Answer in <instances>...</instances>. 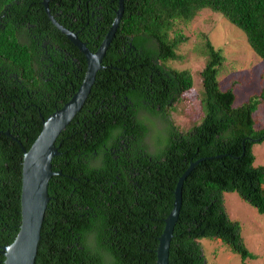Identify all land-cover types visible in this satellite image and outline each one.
Segmentation results:
<instances>
[{
	"label": "trees",
	"instance_id": "trees-1",
	"mask_svg": "<svg viewBox=\"0 0 264 264\" xmlns=\"http://www.w3.org/2000/svg\"><path fill=\"white\" fill-rule=\"evenodd\" d=\"M47 1L56 22L92 53L118 7V0ZM123 6L91 92L55 143L51 164L60 174L49 180L34 264H156L177 181L191 162L207 157L213 158L183 182L168 264H210L202 239L219 240L243 263L253 256L223 197L236 192L264 214V167L253 166L252 153L264 142V128L255 129L253 119L264 86L234 107L232 87L221 90L217 81L221 52L207 40L199 72L204 117L182 132L167 111L193 96L192 74L170 62L186 39L174 30L177 20L187 23L203 9L241 30L264 60V0H124ZM86 69L42 0H0V250L21 223L22 148L29 150L42 121L71 98ZM157 122L169 127L165 146L152 138ZM223 154L238 157H216Z\"/></svg>",
	"mask_w": 264,
	"mask_h": 264
},
{
	"label": "rangeland",
	"instance_id": "rangeland-1",
	"mask_svg": "<svg viewBox=\"0 0 264 264\" xmlns=\"http://www.w3.org/2000/svg\"><path fill=\"white\" fill-rule=\"evenodd\" d=\"M174 30H179L186 39L176 50L177 59L170 62V68L189 70L192 74L193 96L186 101L180 100L168 112V119L173 121L180 131L190 130L199 125L204 117L201 101L203 89L199 72L206 64L203 50L208 40L221 52L223 62L218 68L217 81L220 89L232 87L235 95L234 107L248 102L251 96L259 93L264 86V60L248 45L244 33L225 20L221 14L208 9L199 11L189 22L177 20ZM191 92V93H192ZM254 128H264V104H260L253 114ZM153 133L154 142L161 146L168 142L169 127L163 129L157 122ZM150 141L147 142L152 148ZM254 167H264V142L252 147ZM264 188V186H263ZM224 206L231 221L239 225L242 241L253 258L242 263L240 257L229 250L219 240L202 239L204 257L210 264H264V214L240 198L236 192L224 194Z\"/></svg>",
	"mask_w": 264,
	"mask_h": 264
},
{
	"label": "water",
	"instance_id": "water-1",
	"mask_svg": "<svg viewBox=\"0 0 264 264\" xmlns=\"http://www.w3.org/2000/svg\"><path fill=\"white\" fill-rule=\"evenodd\" d=\"M113 23L103 41L92 53L81 42L76 33L63 28L50 14L48 1L42 0L49 21L84 55L87 69L79 88L71 98L58 110L42 121V129L29 150L23 151L22 185L20 194L21 223L13 242L2 247L0 253L4 256V264H34L40 241V230L45 210L49 201L48 184L51 177L60 174L52 170V160L58 155L55 143L60 134L71 123L85 104L95 83L96 74L102 69V61L111 44L124 12V0H118ZM8 134V133H7ZM231 155L223 154L220 156ZM207 157L191 162L186 171L179 177L174 189V200L171 212L165 219L164 229L158 239L156 249V264L169 263V249L181 208V191L186 177L194 167Z\"/></svg>",
	"mask_w": 264,
	"mask_h": 264
}]
</instances>
